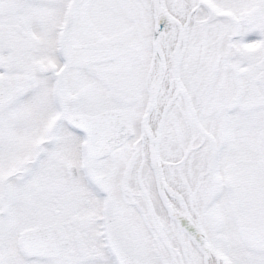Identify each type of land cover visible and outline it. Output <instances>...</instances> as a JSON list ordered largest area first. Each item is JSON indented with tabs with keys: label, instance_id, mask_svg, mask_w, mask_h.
<instances>
[{
	"label": "snow or ice",
	"instance_id": "6c2138e0",
	"mask_svg": "<svg viewBox=\"0 0 264 264\" xmlns=\"http://www.w3.org/2000/svg\"><path fill=\"white\" fill-rule=\"evenodd\" d=\"M0 264H264V0H0Z\"/></svg>",
	"mask_w": 264,
	"mask_h": 264
}]
</instances>
